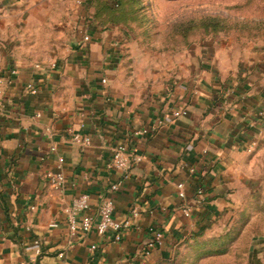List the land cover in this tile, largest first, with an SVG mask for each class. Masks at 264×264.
<instances>
[{"label": "crops", "instance_id": "1", "mask_svg": "<svg viewBox=\"0 0 264 264\" xmlns=\"http://www.w3.org/2000/svg\"><path fill=\"white\" fill-rule=\"evenodd\" d=\"M139 53L93 6L0 0V75L17 73L0 108V264H136L150 228L163 239L145 264H182L195 250L231 247L239 218L264 203V46L242 60L184 50L165 68ZM180 109L186 116L165 121ZM119 144L141 158L125 178L111 166ZM49 172L62 174L59 190ZM82 194L88 215L108 198L129 227L71 235L63 209ZM250 247L248 263L264 264V239Z\"/></svg>", "mask_w": 264, "mask_h": 264}, {"label": "rangeland", "instance_id": "2", "mask_svg": "<svg viewBox=\"0 0 264 264\" xmlns=\"http://www.w3.org/2000/svg\"><path fill=\"white\" fill-rule=\"evenodd\" d=\"M58 4H76L81 10L107 4L125 29L130 50L140 52L146 66L165 68L182 51L198 47L211 53L224 50L242 60L250 49L264 46V0H58ZM134 59H129L131 73L136 71ZM259 203L239 218L229 239L231 247L195 250L182 264H249L251 243L264 239V203Z\"/></svg>", "mask_w": 264, "mask_h": 264}, {"label": "built area", "instance_id": "3", "mask_svg": "<svg viewBox=\"0 0 264 264\" xmlns=\"http://www.w3.org/2000/svg\"><path fill=\"white\" fill-rule=\"evenodd\" d=\"M81 35L84 33V28H82L79 32ZM83 44L89 42L88 36H82ZM56 65L53 63L51 68H55ZM35 68H38L35 65ZM16 70L11 69L7 76L0 75V108L2 107L3 101V87L10 81L13 77L16 76ZM104 83V80L102 81ZM29 87V86H28ZM187 112L185 109L175 110L171 112L170 115L166 116L165 121H173L181 116H186ZM163 123V122H162ZM158 126H161V122H154L150 125H146L140 128L135 134L141 135L143 137L150 136L153 134ZM72 141L75 144L80 146H88L89 139L86 137L81 136L80 134L73 133L71 135ZM254 144H252L248 149L247 153H251ZM141 158L135 154V151H129L127 146L124 144L116 145L112 149V160L111 166L114 170L118 171L123 178L126 177L128 171L134 166L135 164L139 163ZM192 169L189 170V173H193ZM46 179L49 182V185L54 190H59L64 182V178L60 172L57 173H47ZM177 188V197L181 200L185 198L183 192V184H178ZM112 191L118 190V184L111 187ZM201 195V192H198V195ZM90 209V200L89 196L86 194H82L72 200L71 204L63 209V214L65 216V222L67 225V229L71 235L76 233H87L91 230H94L97 235L103 236L108 232H112L115 235L119 234L122 230L127 229L130 225L128 220L126 221H117L113 218V203L110 199H104L97 207L96 215L91 216L88 215L87 212ZM30 210H34V207H30ZM181 214L184 217L189 216V208L184 207L181 209ZM133 217H137L136 212H132ZM50 227H56L55 224H51ZM148 232L151 235V238L144 244L143 248L140 252V258L138 259L136 264H145V260L150 256L151 252L162 245L163 235L157 229L150 228ZM118 239V236L116 237ZM37 253V252H36Z\"/></svg>", "mask_w": 264, "mask_h": 264}, {"label": "trees", "instance_id": "4", "mask_svg": "<svg viewBox=\"0 0 264 264\" xmlns=\"http://www.w3.org/2000/svg\"><path fill=\"white\" fill-rule=\"evenodd\" d=\"M92 6L96 9V14L100 16H104L108 18L111 22H117L118 16L114 15V13L108 11L107 4H92ZM124 24V22H121Z\"/></svg>", "mask_w": 264, "mask_h": 264}]
</instances>
